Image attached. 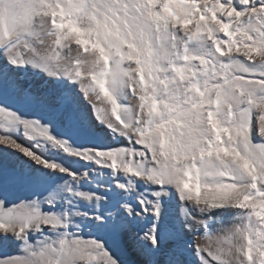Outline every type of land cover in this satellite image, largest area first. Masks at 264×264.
I'll return each mask as SVG.
<instances>
[{"label": "snow or ice", "instance_id": "snow-or-ice-1", "mask_svg": "<svg viewBox=\"0 0 264 264\" xmlns=\"http://www.w3.org/2000/svg\"><path fill=\"white\" fill-rule=\"evenodd\" d=\"M0 264H264V0H0Z\"/></svg>", "mask_w": 264, "mask_h": 264}, {"label": "bare ground", "instance_id": "bare-ground-1", "mask_svg": "<svg viewBox=\"0 0 264 264\" xmlns=\"http://www.w3.org/2000/svg\"><path fill=\"white\" fill-rule=\"evenodd\" d=\"M125 259L127 260H135L137 257L134 254H131V257L126 256Z\"/></svg>", "mask_w": 264, "mask_h": 264}, {"label": "rangeland", "instance_id": "rangeland-1", "mask_svg": "<svg viewBox=\"0 0 264 264\" xmlns=\"http://www.w3.org/2000/svg\"><path fill=\"white\" fill-rule=\"evenodd\" d=\"M128 257H131V253L127 255Z\"/></svg>", "mask_w": 264, "mask_h": 264}]
</instances>
